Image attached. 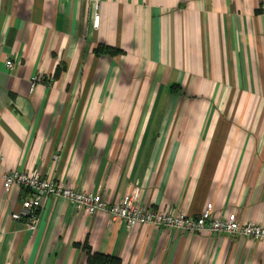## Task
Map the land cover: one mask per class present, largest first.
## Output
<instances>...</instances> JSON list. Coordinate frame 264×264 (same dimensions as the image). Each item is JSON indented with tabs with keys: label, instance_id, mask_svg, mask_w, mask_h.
I'll list each match as a JSON object with an SVG mask.
<instances>
[{
	"label": "crops",
	"instance_id": "1",
	"mask_svg": "<svg viewBox=\"0 0 264 264\" xmlns=\"http://www.w3.org/2000/svg\"><path fill=\"white\" fill-rule=\"evenodd\" d=\"M14 170L264 225V0H0V264H89L85 243L121 264H264V239L129 231L55 196L29 230Z\"/></svg>",
	"mask_w": 264,
	"mask_h": 264
},
{
	"label": "built area",
	"instance_id": "2",
	"mask_svg": "<svg viewBox=\"0 0 264 264\" xmlns=\"http://www.w3.org/2000/svg\"><path fill=\"white\" fill-rule=\"evenodd\" d=\"M98 24V16H96ZM13 66L11 60L6 61ZM5 190L13 186L25 188L28 196L22 199L21 210L12 214L13 219H25L29 230H35L39 222V212L48 196L61 197L68 201L74 211L95 215L107 211L112 221H122L130 231L135 226L153 224L157 228L172 227L188 232L221 234L232 238L264 239V225L256 222H241L234 213L215 215L211 206L206 207L198 217L191 218L182 213L165 211L162 208H143L139 200L138 188L128 191L117 203L111 204L99 193L76 189L61 180H49L35 170L9 171L3 180Z\"/></svg>",
	"mask_w": 264,
	"mask_h": 264
},
{
	"label": "trees",
	"instance_id": "3",
	"mask_svg": "<svg viewBox=\"0 0 264 264\" xmlns=\"http://www.w3.org/2000/svg\"><path fill=\"white\" fill-rule=\"evenodd\" d=\"M122 52L123 51L121 49L104 44H99L94 49V53L97 56H102V55L115 56ZM65 68H66L65 65L64 66L59 65L56 70L55 77L59 76L60 72ZM83 249L85 250V253L87 255V261L89 264H121V260L118 257L109 254L94 252L91 249V247L86 243L83 245Z\"/></svg>",
	"mask_w": 264,
	"mask_h": 264
}]
</instances>
